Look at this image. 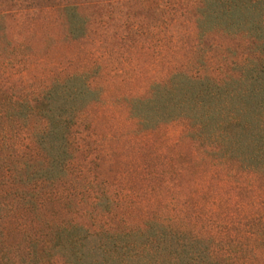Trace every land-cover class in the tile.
I'll list each match as a JSON object with an SVG mask.
<instances>
[{
  "label": "rangeland",
  "instance_id": "1",
  "mask_svg": "<svg viewBox=\"0 0 264 264\" xmlns=\"http://www.w3.org/2000/svg\"><path fill=\"white\" fill-rule=\"evenodd\" d=\"M156 1L0 0V264H15V243L41 247L39 240L68 224L96 232L138 223L152 210L147 170L160 173L167 162L196 169L194 148L180 123L153 113L141 123L130 111L133 100L149 99L151 86L177 67L176 33ZM74 76L81 81L72 86L88 91L69 137L70 167L41 181L40 111L51 101L46 90ZM61 102L52 101L56 107ZM30 155L35 173L22 168L17 182L15 166ZM202 182L187 177L180 183L193 185L196 193ZM175 184L165 210L151 213L154 219L173 217L182 204ZM243 184L251 211L264 217V183ZM188 201L198 205L193 197ZM45 259L48 264L51 256Z\"/></svg>",
  "mask_w": 264,
  "mask_h": 264
},
{
  "label": "trees",
  "instance_id": "2",
  "mask_svg": "<svg viewBox=\"0 0 264 264\" xmlns=\"http://www.w3.org/2000/svg\"><path fill=\"white\" fill-rule=\"evenodd\" d=\"M155 4L176 33L177 67L151 86L149 99L133 100L130 111L141 123L152 119L150 113L180 123L194 148L196 169L167 162L160 173L147 170L152 210L138 223L96 232L68 224L39 240L41 247L26 240L15 243V264H29L24 261L30 257L46 263L47 256L48 264H264V217L255 215L252 201L242 196L243 183H264V0ZM226 71H234L233 76ZM75 81L81 76L46 90L45 99L51 101L40 111L45 125L38 145L45 151V167L36 178L41 181L70 167L69 137L88 91L84 85L73 87ZM57 98L59 107L52 103ZM18 161L15 177L21 182L22 168L35 172L31 155ZM187 177L203 179L201 190L192 193L193 185L180 183ZM172 183L182 204L170 205L173 217L154 219L151 213L165 210V200L169 203ZM191 197L198 205L188 201ZM101 200L108 201L105 195Z\"/></svg>",
  "mask_w": 264,
  "mask_h": 264
}]
</instances>
